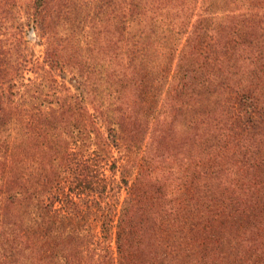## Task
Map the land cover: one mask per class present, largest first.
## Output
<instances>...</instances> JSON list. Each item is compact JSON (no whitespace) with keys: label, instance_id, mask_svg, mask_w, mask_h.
<instances>
[{"label":"trees","instance_id":"obj_1","mask_svg":"<svg viewBox=\"0 0 264 264\" xmlns=\"http://www.w3.org/2000/svg\"><path fill=\"white\" fill-rule=\"evenodd\" d=\"M70 4L0 0V264H264V0L185 43L190 0H110L114 89L29 54Z\"/></svg>","mask_w":264,"mask_h":264},{"label":"rangeland","instance_id":"obj_2","mask_svg":"<svg viewBox=\"0 0 264 264\" xmlns=\"http://www.w3.org/2000/svg\"><path fill=\"white\" fill-rule=\"evenodd\" d=\"M70 2L69 8L60 9L56 6L50 9L49 17L55 19L54 32L50 35L43 37L41 33L38 34L31 28L26 29L25 41L29 54L31 53L32 59L43 61L48 42H51L52 46L59 45L56 49L59 51L63 66L62 75L67 86L75 85L78 79L83 84L85 81L88 88L106 89L109 84L111 85L109 89L119 87L127 73L125 70L127 65L134 60L137 62L136 57L140 53L138 37L110 35L115 31L112 27L114 21L109 20L110 0ZM253 4L254 0H190L191 8L187 11L188 17L184 27L191 31L187 34L184 32L178 38L173 37L176 38V43L179 41L185 43L188 39L194 41L198 35L208 32V29L209 31L219 29L217 27L226 23L232 16L247 18L252 12ZM22 17L25 19L23 13H18L16 19L20 20ZM117 19L115 18V21H118ZM14 22L15 17L10 19L11 24ZM170 36L172 35L163 28L161 34L153 35L151 38L163 42L165 37ZM161 45L158 44V50L162 49ZM100 99L104 102L105 97L98 96L92 101ZM113 99L114 97H111V101ZM104 103L110 102L106 100ZM114 152L117 156V150Z\"/></svg>","mask_w":264,"mask_h":264}]
</instances>
